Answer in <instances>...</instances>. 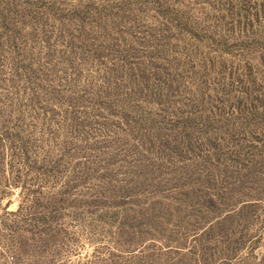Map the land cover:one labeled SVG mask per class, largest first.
Listing matches in <instances>:
<instances>
[{"label":"rangeland","instance_id":"374dc122","mask_svg":"<svg viewBox=\"0 0 264 264\" xmlns=\"http://www.w3.org/2000/svg\"><path fill=\"white\" fill-rule=\"evenodd\" d=\"M0 264H264V0H0Z\"/></svg>","mask_w":264,"mask_h":264}]
</instances>
